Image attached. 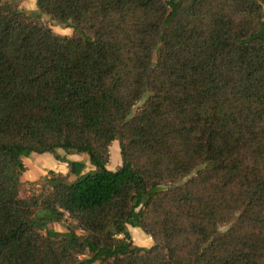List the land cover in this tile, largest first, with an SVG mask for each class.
Masks as SVG:
<instances>
[{"label":"trees","instance_id":"obj_1","mask_svg":"<svg viewBox=\"0 0 264 264\" xmlns=\"http://www.w3.org/2000/svg\"><path fill=\"white\" fill-rule=\"evenodd\" d=\"M36 5L73 31L0 0V264H264V0Z\"/></svg>","mask_w":264,"mask_h":264},{"label":"rangeland","instance_id":"obj_2","mask_svg":"<svg viewBox=\"0 0 264 264\" xmlns=\"http://www.w3.org/2000/svg\"><path fill=\"white\" fill-rule=\"evenodd\" d=\"M20 7L24 8L34 19H39L48 24L56 33L62 35H70L72 28L59 24L51 20L49 16L41 14L37 8L36 0H17ZM67 160L83 161L86 165V170L91 169L92 165L89 162L88 156L67 154L63 150L58 151ZM120 147L119 143L115 141L111 147V160L110 167L116 169L121 164ZM27 170L23 173L24 181H35L47 175L50 171L67 173L69 165L67 161H62L57 158L53 152L48 153H32L29 157L24 158ZM72 179L74 176L71 177ZM29 187V185H27ZM56 230L64 231L66 227L62 223H54L52 225ZM129 231L135 244L142 247H149L153 244L152 238L146 234L141 228L129 226Z\"/></svg>","mask_w":264,"mask_h":264},{"label":"crops","instance_id":"obj_3","mask_svg":"<svg viewBox=\"0 0 264 264\" xmlns=\"http://www.w3.org/2000/svg\"><path fill=\"white\" fill-rule=\"evenodd\" d=\"M22 179H23V175H22ZM24 180V179H23Z\"/></svg>","mask_w":264,"mask_h":264}]
</instances>
